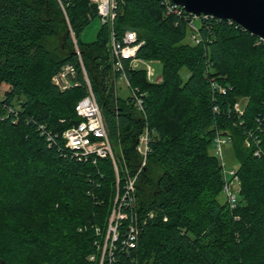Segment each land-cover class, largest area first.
I'll use <instances>...</instances> for the list:
<instances>
[{
	"label": "trees",
	"instance_id": "trees-1",
	"mask_svg": "<svg viewBox=\"0 0 264 264\" xmlns=\"http://www.w3.org/2000/svg\"><path fill=\"white\" fill-rule=\"evenodd\" d=\"M164 1L119 2L113 23L119 38L136 31L139 57L162 63L161 80L152 82L124 62L130 85L143 93L145 118L108 82L109 73L114 80L120 73L109 24L95 41L80 39L98 16L90 0H0V93L7 87L0 94V264H99L118 184L111 158L78 160L61 139L82 120L75 106L88 94L77 48L119 145L114 151L132 174L146 122L155 130L136 181L139 241L131 255L118 242L113 264H264V39L201 16L194 43L188 19L166 14ZM66 63L76 65L79 84L61 89L53 76ZM212 79L226 93L213 90ZM245 99L242 115L230 111ZM218 133L231 137L238 164L234 209L213 149Z\"/></svg>",
	"mask_w": 264,
	"mask_h": 264
},
{
	"label": "built area",
	"instance_id": "built-area-1",
	"mask_svg": "<svg viewBox=\"0 0 264 264\" xmlns=\"http://www.w3.org/2000/svg\"><path fill=\"white\" fill-rule=\"evenodd\" d=\"M97 8V14L102 20V23L109 24L111 27V36L109 41V51L113 68L115 72H120L116 79L124 80L126 87L129 89V96L132 97L134 106L140 111L146 118V111L144 107L143 93L140 94L137 89L130 85L129 78L125 72L124 62L128 60L132 68H143L146 71L147 79L154 81L155 69L152 67L151 62L155 60H145L137 55L138 49L141 46V42L138 41L136 31L127 30L124 35L119 38L114 30L113 23L116 17V9L119 2L124 0H90ZM165 11L168 15H174L178 18L188 19L189 27L191 30V41L194 43L200 42L199 28L196 23L197 17L193 13H189L186 9L175 3L173 0H165ZM190 15V16H189ZM77 53L80 57L82 69L88 84V94L81 98L75 106L76 113L82 117V120L67 128L62 134L61 139L64 141V145L67 151H70V155L77 157L78 160H91L96 163L98 158L109 157L112 159L117 177V195L115 198V204L112 209L109 229L104 249V257L109 256V264L115 262V251L118 247V242L122 250L128 254H132V250L137 247L140 233L141 224L139 221V212L137 206L136 196V181L139 173L147 164L149 153L151 152V143L155 130L150 128L148 122L144 127L143 132L140 134L137 144V151L142 156L141 165L138 168L136 174H132L127 166L124 165L123 171H121L118 165L117 155L113 148V143L109 137L107 126L104 120L102 109L98 103L95 93L91 87V83L87 76V72L83 61L81 59L80 50L77 48ZM158 61V60H157ZM77 68L73 63L64 64L61 69L53 76V82L61 89H67L71 86L78 85ZM211 87L213 90H218L220 93H226L227 87L221 85L218 81L212 79ZM117 93V91H116ZM117 95H119L117 93ZM245 100L237 101L233 108L230 110L238 115H242L244 112ZM214 112L219 113V105H214ZM42 128L44 126L42 125ZM56 134L55 137H58ZM47 140L52 145L55 143L54 136L49 133ZM231 137L218 133L214 139V152L218 156L222 168L223 176V194L226 202L231 208H236L238 205V194L241 190V180L237 173V169H227L224 159V148L227 144H230ZM247 145H250L247 142ZM64 153V152H63ZM66 153V151H65ZM261 150L258 148L255 150V154L259 155ZM124 178L123 190L120 191V179ZM152 214H150V217ZM124 220H128L125 232L120 237V226ZM99 231V229H98ZM104 257L99 261V264H104ZM91 259H95V255L91 256Z\"/></svg>",
	"mask_w": 264,
	"mask_h": 264
},
{
	"label": "water",
	"instance_id": "water-1",
	"mask_svg": "<svg viewBox=\"0 0 264 264\" xmlns=\"http://www.w3.org/2000/svg\"><path fill=\"white\" fill-rule=\"evenodd\" d=\"M197 17L231 20L264 39V0H173Z\"/></svg>",
	"mask_w": 264,
	"mask_h": 264
},
{
	"label": "rangeland",
	"instance_id": "rangeland-1",
	"mask_svg": "<svg viewBox=\"0 0 264 264\" xmlns=\"http://www.w3.org/2000/svg\"><path fill=\"white\" fill-rule=\"evenodd\" d=\"M101 27H102V20L100 19V17L97 16V17L93 18L91 20V22L81 32L80 39L82 41H84V42L95 41L96 38H97L98 32L101 29ZM187 39H189V41H191L190 36ZM50 45H51V47H53L54 46V42L50 43ZM151 65L155 69V75H154V78H153L154 81L161 79L162 78V63L160 61L155 60V61L151 62ZM181 73H182L183 77L187 76V71L185 69H183ZM108 78H109L108 82L110 84L111 83L114 84L115 90L117 91L119 96H121V97L129 96L130 91L126 87L124 80H119L118 82H116L117 78L114 80V77L112 76V73H109ZM5 89H7V87L3 86L2 89H1V93L0 94H2ZM113 148L114 149L116 148L118 150L119 145L118 144H114ZM214 148H215V146H214ZM224 152H225L224 159H225V163H226L227 169L230 170L232 168L237 167L238 166L237 161L234 158V155L231 152L229 145L225 146ZM117 159H118V165H119L121 171H123L124 164H123L121 158L118 155H117ZM84 229H87L86 226H84ZM80 230H81V228H80ZM102 257H104V249L101 251L100 260L102 259ZM106 258L109 259V256L107 255L106 257H104V260H106Z\"/></svg>",
	"mask_w": 264,
	"mask_h": 264
}]
</instances>
